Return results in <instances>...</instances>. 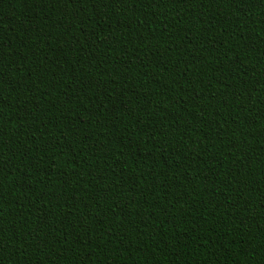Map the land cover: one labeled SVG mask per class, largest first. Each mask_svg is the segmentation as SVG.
<instances>
[{
    "label": "trees",
    "instance_id": "trees-1",
    "mask_svg": "<svg viewBox=\"0 0 264 264\" xmlns=\"http://www.w3.org/2000/svg\"><path fill=\"white\" fill-rule=\"evenodd\" d=\"M0 264H264V0H0Z\"/></svg>",
    "mask_w": 264,
    "mask_h": 264
}]
</instances>
